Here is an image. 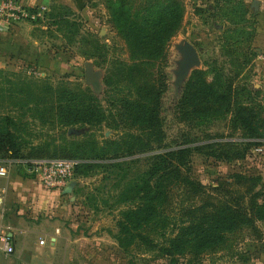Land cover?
<instances>
[{
    "label": "rangeland",
    "instance_id": "374dc122",
    "mask_svg": "<svg viewBox=\"0 0 264 264\" xmlns=\"http://www.w3.org/2000/svg\"><path fill=\"white\" fill-rule=\"evenodd\" d=\"M166 3L180 4V24L161 36V51L133 50L118 15L127 11L125 18L141 28L153 18L147 8ZM41 4L51 9L48 19L35 25L26 40L5 42L9 49L0 51V135L12 133L20 152L16 157L0 154V162L27 176L28 161H77V182L64 203L70 206L69 221L79 234L97 238L103 264H264V220L224 232L204 249L193 243L183 253L163 252L174 233L187 225L189 210L201 216L243 197L242 206L249 212L260 207L264 215V141L249 147L246 139L251 133L240 122L255 120L264 136V0ZM185 41L196 48L200 64L180 80V47ZM195 71H201L220 95L232 88L235 106L206 102L197 115L184 112L179 106L183 88L197 79ZM110 76L112 83L107 82ZM66 89L81 103L96 99L103 121L71 128L62 123L57 108L65 102L57 99ZM151 90L163 92L160 125L155 129L122 116L124 99L142 102ZM125 143L142 152L194 145L183 176H190L195 186L185 185L182 178L160 217L139 229L130 228L128 234L121 233L118 222L126 221L122 214L135 205L133 188L150 160L128 163L121 172L101 166L105 161L100 158ZM0 264H7L1 255Z\"/></svg>",
    "mask_w": 264,
    "mask_h": 264
},
{
    "label": "trees",
    "instance_id": "16d2710c",
    "mask_svg": "<svg viewBox=\"0 0 264 264\" xmlns=\"http://www.w3.org/2000/svg\"><path fill=\"white\" fill-rule=\"evenodd\" d=\"M126 5V3H121V6ZM147 9L151 11L153 18H148L145 25L141 26V28L138 25L135 26V22L125 18L128 14L125 10L118 15V18L124 21L121 26L131 39L133 50L138 49L153 53L152 51H161L163 47L164 42L161 36L180 24L181 6L178 3H172L171 5L166 3L152 5ZM50 12L51 9L49 8L45 19H48ZM173 17H175V20L172 21ZM41 23L42 21H39L38 24ZM195 73H197V79L190 80L183 88L184 93L179 106L184 112L187 111L188 115L191 114L190 116L197 115L200 113L199 106L206 102L221 103L222 106L227 108L235 106L233 105L234 90L232 88L229 89L228 94L220 95L212 85L208 84L201 71H195ZM113 81L112 76L107 78V82L112 83ZM114 83L120 84V81ZM61 93L62 96L57 99V103H65H59L57 111L62 123L67 124L69 128L77 124L87 125L103 121L101 119V114L103 115V113L95 103L96 99L86 104L81 103V99L77 101L73 99L71 91L68 89L63 90ZM162 93L161 91L155 93L151 90L143 97L142 102L124 99L122 102V109L124 110L122 116L132 120L134 124L146 125L151 129L159 127ZM237 94L238 92H235V95ZM239 116L242 117L241 114ZM240 122L251 133L246 139L251 144L249 147L261 144L264 141V136L259 132V127L255 120L244 118ZM124 146L123 148L117 145V149L107 153L106 157L112 156L110 158L100 157L103 159L101 161H105L101 166L117 168L119 171L124 172V166L128 163H136L141 159L150 160L149 169L139 176L138 183L134 185L135 198L133 203L135 205L129 207L122 214L126 221L120 220L118 222L121 233L128 234L131 231L130 228L139 229L144 222L150 223L160 217L161 210L169 204L172 189L182 178L185 185L195 186L190 176H183V171L186 170L189 159L193 154L194 145L193 143H188L162 148V150L158 151L150 149L149 151H144L148 153L143 155L140 154L144 152L139 150L135 144L125 143ZM9 153L14 157L20 154L15 147L14 136L6 131L0 135V154L8 155ZM144 155H146V158L142 157ZM126 174L127 172L120 176L116 186L122 183ZM77 175L78 168L75 172V183L77 182ZM242 200L243 197H240L234 204L226 203L216 208L212 213L201 216L195 215L193 211L189 210L188 212L191 215L187 225L179 228L177 233H174L170 240V246L163 249V252L166 255L183 253L185 249L193 246V243L197 249H204L210 244L213 245V243L219 241L224 232L233 231L248 223L252 224L255 220H264L260 207H257V209L253 207L249 212L247 207L242 206ZM262 208L264 209V205Z\"/></svg>",
    "mask_w": 264,
    "mask_h": 264
},
{
    "label": "crops",
    "instance_id": "0c3cea01",
    "mask_svg": "<svg viewBox=\"0 0 264 264\" xmlns=\"http://www.w3.org/2000/svg\"><path fill=\"white\" fill-rule=\"evenodd\" d=\"M42 1L24 0L28 5H41ZM34 26L23 22L10 30L0 25V51L9 49L5 42L26 40ZM0 194L5 208L0 224L12 228L15 247L13 255L0 251L7 264H103L97 238H85L70 224L72 211L64 203L68 194L48 192L30 174L17 175L11 169L7 178L0 179Z\"/></svg>",
    "mask_w": 264,
    "mask_h": 264
},
{
    "label": "built area",
    "instance_id": "2783aa9c",
    "mask_svg": "<svg viewBox=\"0 0 264 264\" xmlns=\"http://www.w3.org/2000/svg\"><path fill=\"white\" fill-rule=\"evenodd\" d=\"M48 11L49 8L42 4L28 5L24 0H0V25L5 24L10 30L23 22L37 25ZM77 166L78 162L70 159L34 160L25 163L27 173L48 192H63L75 183ZM8 175L9 168L0 162V179H5ZM4 212V196L0 194V214ZM11 232L10 226L0 224V251L6 255L15 253ZM40 244L43 245L44 241Z\"/></svg>",
    "mask_w": 264,
    "mask_h": 264
},
{
    "label": "water",
    "instance_id": "95a60500",
    "mask_svg": "<svg viewBox=\"0 0 264 264\" xmlns=\"http://www.w3.org/2000/svg\"><path fill=\"white\" fill-rule=\"evenodd\" d=\"M253 6L255 9H257V5L255 2ZM180 50L183 53V61L180 63V70L178 72V75L180 80H183L193 67L198 66L200 64V59L196 48L188 41L184 42V45L180 47ZM74 187L75 183H72L63 191V193H72Z\"/></svg>",
    "mask_w": 264,
    "mask_h": 264
}]
</instances>
